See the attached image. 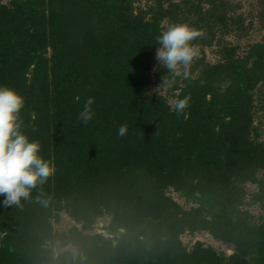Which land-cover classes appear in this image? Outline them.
Returning a JSON list of instances; mask_svg holds the SVG:
<instances>
[{
    "label": "trees",
    "instance_id": "16d2710c",
    "mask_svg": "<svg viewBox=\"0 0 264 264\" xmlns=\"http://www.w3.org/2000/svg\"><path fill=\"white\" fill-rule=\"evenodd\" d=\"M139 2L0 0V86L24 97L22 132L56 167L19 206L0 195V264H264V213L243 207L264 210L255 123L264 116V35L242 53L224 41L251 24L232 0ZM259 18L264 28V0ZM175 23L202 30L192 43H217L219 58L199 56L190 78L169 77L180 84L162 94L153 90L167 74L156 41ZM169 96H190V106L178 117ZM89 97L95 115L85 126L78 116ZM61 211L80 227L55 230ZM103 215L108 236L84 232ZM198 230L232 252L200 240L188 248L180 235Z\"/></svg>",
    "mask_w": 264,
    "mask_h": 264
},
{
    "label": "clouds",
    "instance_id": "9594fccd",
    "mask_svg": "<svg viewBox=\"0 0 264 264\" xmlns=\"http://www.w3.org/2000/svg\"><path fill=\"white\" fill-rule=\"evenodd\" d=\"M204 35L202 30L187 23H175L157 37L155 60L160 68L167 71L161 85H170L172 80L169 77L190 78L191 64L199 54L198 46L192 42ZM189 101L190 96H186L170 99L167 103L179 117L190 106ZM93 103L94 99L89 97L79 113L78 119L85 126L95 115ZM24 104V97L19 92L0 86V195L5 197V207L19 206L22 198L29 199L31 190L44 184L56 170L55 164L40 154L39 141L30 140L22 132L24 121L20 113ZM127 132L128 126L123 124L118 128L117 135L123 137Z\"/></svg>",
    "mask_w": 264,
    "mask_h": 264
},
{
    "label": "rangeland",
    "instance_id": "374dc122",
    "mask_svg": "<svg viewBox=\"0 0 264 264\" xmlns=\"http://www.w3.org/2000/svg\"><path fill=\"white\" fill-rule=\"evenodd\" d=\"M7 1V0H3ZM237 4V12L241 13L243 18L245 19L246 23H251L249 28L247 29L246 34L238 35L233 32L222 35L224 41H229L232 44L238 46L239 53H242L247 45L250 42L255 40H259L264 35V28L261 26L260 18H259V11L261 9L262 0H232ZM147 3V0H140L138 5L144 6ZM147 5V4H146ZM165 25L166 23L163 22ZM199 48V47H198ZM218 45L217 43H213L208 46H204L203 48H199V56H204L205 60L208 62H215L219 58V54L217 53ZM155 58V54H154ZM156 61V60H155ZM157 62V61H156ZM195 73V72H194ZM180 79L172 80V83L180 84ZM169 85H163L161 88L156 86L153 87V90L158 89L162 94H166L167 88ZM174 99V97L169 96V100ZM258 115L261 112L257 113ZM255 123L259 125L260 130V138L264 142V116H256ZM245 188L247 192L251 193L256 189V185L254 183H246ZM167 193L170 194L178 203H180L183 207H188L191 203L187 202L184 197H182L178 192L174 191L172 188H168ZM243 207L249 209V211L253 214L255 218H257L260 214L264 213V210L261 209L258 204H247L245 203ZM109 222V215H103L99 217L93 226L90 229L84 230L86 233H94L100 232L104 235L108 236L107 230L105 226ZM77 225L80 227V223H77L73 220L66 212L61 211L59 212V220L53 222V228L58 231H67L71 226ZM181 241L189 248L191 244L195 240L202 241L205 245L212 246L215 250L219 252H223L224 254H230L232 252V246L223 243L222 241L214 238L211 234L204 230H198L195 232H188L185 231L180 235ZM53 247L55 253L68 248L73 251L75 254L74 247L69 244L66 247H60L57 243H49Z\"/></svg>",
    "mask_w": 264,
    "mask_h": 264
}]
</instances>
